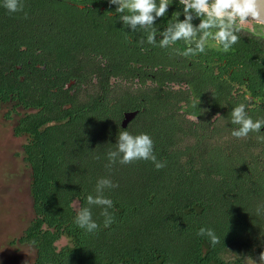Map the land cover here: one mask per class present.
Segmentation results:
<instances>
[{
  "label": "trees",
  "instance_id": "16d2710c",
  "mask_svg": "<svg viewBox=\"0 0 264 264\" xmlns=\"http://www.w3.org/2000/svg\"><path fill=\"white\" fill-rule=\"evenodd\" d=\"M26 52L28 64L18 44L0 41V109L13 104L6 118L17 116L12 133L24 138L21 154L30 169L32 218L17 243L33 248L32 264L264 260V162L254 133L237 139L230 136V126L222 127L218 132L227 139L210 142L202 131L186 127L176 105L170 108L159 79L146 85L141 78L137 88L131 90L130 84L118 90L109 83L107 71L119 72V66L59 67L56 73L47 60ZM130 70L123 67V76L132 74ZM70 79L88 92L80 97L70 93L74 86L64 88ZM16 108L25 112L19 114ZM129 111L137 114L125 130L149 134L164 167L155 169L147 160L106 167V153L123 130L122 114ZM104 176L116 185L104 191L113 201V222L103 226L99 206L91 205L98 229L87 233L77 227L74 216L86 206L84 197L95 194L97 178ZM202 226L213 229L219 237L216 244L197 235ZM61 240L65 244L58 246Z\"/></svg>",
  "mask_w": 264,
  "mask_h": 264
},
{
  "label": "flooded vegetation",
  "instance_id": "af4514ba",
  "mask_svg": "<svg viewBox=\"0 0 264 264\" xmlns=\"http://www.w3.org/2000/svg\"><path fill=\"white\" fill-rule=\"evenodd\" d=\"M112 8L107 0H23V9L19 12L0 10V41L11 39L18 44L22 61L27 64L30 56L23 52L33 51L39 60H47L56 73L59 67L65 70L68 67L85 69L90 65L104 69L119 66V72L107 71L109 83L118 90L130 84L131 90L137 88L141 78H145L146 85L159 79L170 108L176 105L177 115L186 122V127L202 131L210 142L228 137L218 132L222 127L237 126L229 122L228 112L241 102L245 92L256 105L247 109L249 115L253 119L264 116V58H258V45L253 40L242 36L227 53L206 49L203 53L184 56L180 55L184 48L180 41L171 46L177 51L143 43L146 32L130 31L122 26ZM173 10H178L175 0L164 17L153 22L158 31L156 39ZM26 33H30V38ZM123 67L133 68L132 74L123 76ZM78 74L86 75L83 70ZM103 75L107 77L106 72ZM96 77L92 73V82H96ZM74 85L75 80L70 79L64 88ZM85 92H88L85 86L79 85L70 93L80 97ZM122 119L123 114L120 124ZM260 131L264 132V126ZM257 135L264 133L253 134ZM259 146L263 153L260 161L264 162V141H259Z\"/></svg>",
  "mask_w": 264,
  "mask_h": 264
},
{
  "label": "clouds",
  "instance_id": "9594fccd",
  "mask_svg": "<svg viewBox=\"0 0 264 264\" xmlns=\"http://www.w3.org/2000/svg\"><path fill=\"white\" fill-rule=\"evenodd\" d=\"M107 3L113 6L115 19L122 26L130 31L142 29L146 32L143 43L164 49L180 41L184 44L180 55L190 56L203 53L206 49L227 53L242 36H246L258 45V58H264V50H260L264 48V0H175L178 10H173L165 20L166 25L159 31V39L155 38L158 31L153 22L164 17L173 0H107ZM0 7L9 13L19 12L23 9V0H0ZM193 20L197 22L193 24ZM171 50L177 51L175 48ZM254 106L251 95L245 92L241 102L230 108L229 122L237 125L229 130L231 137L239 139L247 137L250 132L264 133L260 131L264 126V116L253 119L247 111ZM192 118L196 120V116ZM256 139L264 141V135H257ZM106 157V167L109 168L113 162L127 164L135 160H147L155 169L164 167V161L158 160L153 151L152 138L144 132L133 135L125 129L121 130L115 138L114 149L109 150ZM115 186L107 176L97 178L95 194H87L84 197L86 206L75 213L77 227L87 233L98 229L97 221L92 218L91 205L99 206L103 226L113 222V201L104 195V191ZM256 211L260 213L262 209L258 206ZM197 235L207 236L212 245L219 240L212 228L202 226Z\"/></svg>",
  "mask_w": 264,
  "mask_h": 264
},
{
  "label": "rangeland",
  "instance_id": "374dc122",
  "mask_svg": "<svg viewBox=\"0 0 264 264\" xmlns=\"http://www.w3.org/2000/svg\"><path fill=\"white\" fill-rule=\"evenodd\" d=\"M13 104L0 109V264H32L35 254L31 246L17 243V239L32 218L29 196L30 169L21 154L23 137H15L12 128L17 116L6 114ZM15 111L22 114L20 108ZM77 208V203L73 204ZM61 240L58 246L64 245ZM264 264V260H248L244 264Z\"/></svg>",
  "mask_w": 264,
  "mask_h": 264
},
{
  "label": "water",
  "instance_id": "95a60500",
  "mask_svg": "<svg viewBox=\"0 0 264 264\" xmlns=\"http://www.w3.org/2000/svg\"><path fill=\"white\" fill-rule=\"evenodd\" d=\"M136 114H137V111H129V112L123 113V119L120 124L121 128H125L126 125L134 119Z\"/></svg>",
  "mask_w": 264,
  "mask_h": 264
}]
</instances>
